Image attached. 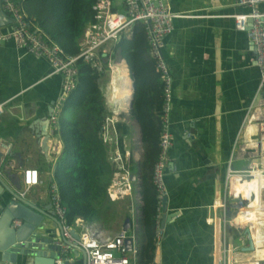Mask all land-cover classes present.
<instances>
[{
    "label": "crops",
    "instance_id": "0c3cea01",
    "mask_svg": "<svg viewBox=\"0 0 264 264\" xmlns=\"http://www.w3.org/2000/svg\"><path fill=\"white\" fill-rule=\"evenodd\" d=\"M23 1L18 3L24 11ZM169 2L171 11L182 15L173 21V31L163 48L173 83L168 112L172 145L164 171L167 215L173 216L161 225L163 234L159 245L155 244V252L160 249V264H264V187L258 183L264 179V117L256 106L259 72L252 43L245 32L235 29L231 18L251 10L241 6L240 0ZM113 8L123 11V2L116 7L113 3ZM9 25L0 30L8 31ZM122 38L130 40L132 33L125 32ZM115 45L104 49L107 72L99 84L106 109L104 93L113 80V67L118 64L121 78L116 82V91L120 87L127 102L125 108L119 109L120 123L128 130L122 138L132 153L136 185L131 202L118 201V210L126 211L128 216H115L104 225L89 224L113 236L129 220L127 234L134 237L132 247L136 248L141 205L137 201L139 163L144 144L140 122L133 114L157 115L165 106L161 79L149 48L142 42L133 43L128 48L127 62ZM61 85V75L55 74L45 59L16 47L12 40L0 43V139L12 144L9 159L14 161L9 173L1 171L5 187H0V204L8 200L7 189L16 186L18 178L21 184L22 171L32 168L44 184L30 188L25 199L48 213L55 160L49 155L44 157L40 142L45 130L53 131L49 119L61 97ZM53 135L57 137L55 131ZM232 154L236 160L234 169L251 170L254 176L232 177L227 196L224 176ZM223 194L228 197L225 207ZM241 203L245 204L239 206ZM243 211L247 226L240 225ZM245 228L251 230L257 245L254 252L240 250L247 245V237L240 235ZM78 259L82 260L81 255ZM129 259L132 261L131 256Z\"/></svg>",
    "mask_w": 264,
    "mask_h": 264
},
{
    "label": "built area",
    "instance_id": "2783aa9c",
    "mask_svg": "<svg viewBox=\"0 0 264 264\" xmlns=\"http://www.w3.org/2000/svg\"><path fill=\"white\" fill-rule=\"evenodd\" d=\"M239 4L250 8V13L232 15L235 29L245 32L252 43L256 54V66L259 72L257 93L262 96V108L264 109V0H240ZM1 10L11 20L8 32L0 30V43L12 40L16 47L24 49L35 57L45 59L52 67L55 74L62 77V93L55 104L49 122L55 130L57 117L62 103L75 88L78 79V68L81 64L87 65L93 74L100 78L107 72L103 62L104 49L109 44L117 43L123 33H132L135 24H141L147 40L149 53L154 61L155 69L163 84L164 109L160 117L159 154L153 166L152 183L157 193V205L155 216V244L159 245L163 234L162 207L163 198L166 197L165 169L168 163V151L172 145V136L169 131V102L172 95V77L168 64L163 56L166 37L173 31V21L182 15L171 11L169 0H123V11L113 8V0H97L93 5L94 22L89 24L78 43V52L74 55L65 54L60 47L53 43L42 30L34 26L24 14L18 0H0ZM251 20V22H249ZM108 68L112 70L111 64ZM113 80L106 87L104 99L106 101L107 115L101 128V139L108 151V161L112 168L110 183L107 187V198L110 202L128 200L131 202L134 194L135 181L133 175L132 153L117 129L121 117L119 110L112 108L109 94L113 92ZM2 107H0V114ZM190 136V135H188ZM12 144L0 139V172L3 167H14V161L9 159ZM62 151V144L58 137L51 135L48 141V155L56 160ZM264 153V151H263ZM232 154L227 162L224 176V189L227 196L230 195V180L232 176L252 177L251 170H237L233 165L236 162ZM256 156V155H255ZM258 157V156H256ZM264 176V170L262 171ZM22 195L35 186L44 184L36 169H24L21 173ZM50 200L56 219L61 225V237L55 238L50 243L56 248L54 264H83L78 259L80 253H73L70 245H77L85 252V264H135L136 248L128 251L125 241L130 237L123 229L116 235H104L94 225L78 218L71 225L66 220V209L61 204V197L57 186L49 183ZM228 198V197H227ZM224 196L222 206L225 207ZM138 203H141L137 197ZM20 220L13 222V227H19ZM78 229V231H77ZM74 230L78 235L75 239L71 235ZM129 256L132 257L130 261ZM81 261V263L79 262ZM2 264V263H0ZM5 264V263H3ZM150 264H157L152 261Z\"/></svg>",
    "mask_w": 264,
    "mask_h": 264
},
{
    "label": "trees",
    "instance_id": "16d2710c",
    "mask_svg": "<svg viewBox=\"0 0 264 264\" xmlns=\"http://www.w3.org/2000/svg\"><path fill=\"white\" fill-rule=\"evenodd\" d=\"M95 2L97 0H24L23 8L28 21L37 25L65 54L74 55L86 27L94 22L92 7ZM136 42H142L148 48L141 24L132 28L130 40L122 38L114 49L128 62V48ZM99 79L100 76L93 74L87 65L79 66L77 84L62 103L54 130L61 141L62 151L54 161L50 183L57 186L61 204L66 209V220L71 225L78 218L104 225V221L116 215L111 208L114 202L107 198L112 168L100 136L107 111ZM160 90L163 96L162 82ZM160 111L157 115L150 112L142 117L138 115L141 113L133 114L140 122L141 142L144 144L143 158L139 163L141 205L135 264H150L155 255L157 193L152 175L159 154ZM117 129L121 136L128 133L124 124H117Z\"/></svg>",
    "mask_w": 264,
    "mask_h": 264
},
{
    "label": "water",
    "instance_id": "95a60500",
    "mask_svg": "<svg viewBox=\"0 0 264 264\" xmlns=\"http://www.w3.org/2000/svg\"><path fill=\"white\" fill-rule=\"evenodd\" d=\"M249 22H251V20H249ZM10 23L11 20L0 7V29ZM105 61L106 60L103 59L104 63ZM261 100V94L257 93L256 106L257 108H261L260 115L261 118H263L264 110H262ZM53 134L54 130H50L49 132L45 130V132H43L40 148L44 157H48V141ZM54 168L55 167H53L52 175L54 174ZM8 169L9 168L4 166L2 170H7L9 173L10 170ZM131 179L132 181H136L135 175H132ZM4 184V177L2 172H0V187L4 188ZM12 187L11 189H7L9 195L8 200L4 201V204H0V261L5 264H54V257L56 256L55 250L57 249L51 247L50 243L53 239L61 237L62 228L55 217L54 211H52V206H49L48 213H44L42 210L30 204L25 199V195L21 194L22 189L19 178L16 182V186ZM244 204L245 203H241L239 206ZM162 212L163 225L165 221L173 216L167 215V197L163 198ZM15 220H20L19 227H13V222ZM128 228L129 220H126L123 230L127 231ZM71 235L75 239H78V235L74 230H71ZM240 235L247 237V245L240 248L241 252H253L257 245L252 239L251 230L245 228L241 231ZM125 245L128 251H130L132 245L131 239H126ZM70 246L74 254H76L77 251L80 253L82 262L85 264V252L77 245ZM154 262L160 264L159 248L156 249Z\"/></svg>",
    "mask_w": 264,
    "mask_h": 264
},
{
    "label": "bare ground",
    "instance_id": "6f19581e",
    "mask_svg": "<svg viewBox=\"0 0 264 264\" xmlns=\"http://www.w3.org/2000/svg\"><path fill=\"white\" fill-rule=\"evenodd\" d=\"M113 68H114V71H113L114 74L112 76V78H113V84H111V87H113V92L111 94H109L108 97L110 99V104H111V106H112L113 109H115V110H119V109L122 110L123 108H125V105L126 104H124V103L126 102V98L122 97L123 91L121 90L120 87H119V91H116V85H117L116 82L118 80L120 81V78H121L120 77V73L118 72V70L120 69V67H119L118 64H115ZM117 88H118V86H117ZM237 176H239V175H235V176H232V177H237ZM258 183L261 185V187H264V179L262 181L258 182ZM252 200H255V198L252 197ZM245 214H246V211H243V212H241V214L239 216L240 225H242V226L249 225V223H247V220H245V218H244L245 217L244 216ZM252 239H253V237H252Z\"/></svg>",
    "mask_w": 264,
    "mask_h": 264
},
{
    "label": "rangeland",
    "instance_id": "374dc122",
    "mask_svg": "<svg viewBox=\"0 0 264 264\" xmlns=\"http://www.w3.org/2000/svg\"><path fill=\"white\" fill-rule=\"evenodd\" d=\"M120 2L122 3L123 2V0H113V3H114V7H116V6H119V4H120ZM128 138V137H127ZM129 139V138H128ZM240 142H241V139H240V141H239V144H240ZM129 144H130V141H129ZM130 148H131V146H130ZM226 171V170H225ZM222 192H223V187H222ZM223 200H224V194H223ZM121 203H119V202H114L112 205H111V208L113 209V211L115 212L114 214H116L115 216H117V218H123V217H126V216H128L127 215V213H126V211H123V210H121V212L118 210V208H117V206H119ZM112 214V213H111ZM109 215L110 217H112V215ZM115 216H113L112 217V219H109V220H113L114 219V217ZM108 217V216H107ZM235 244H238L239 245V242H235Z\"/></svg>",
    "mask_w": 264,
    "mask_h": 264
}]
</instances>
